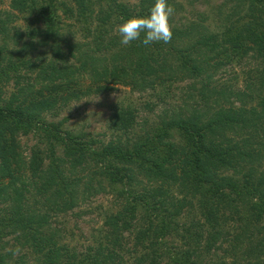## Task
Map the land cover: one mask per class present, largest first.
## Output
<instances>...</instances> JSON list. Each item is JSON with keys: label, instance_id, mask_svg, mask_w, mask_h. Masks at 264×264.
<instances>
[{"label": "trees", "instance_id": "1", "mask_svg": "<svg viewBox=\"0 0 264 264\" xmlns=\"http://www.w3.org/2000/svg\"><path fill=\"white\" fill-rule=\"evenodd\" d=\"M53 1L7 0L0 11V264L12 256L2 252L7 235L14 246L29 243L39 264H264V0L217 7L210 29L201 25L205 15L190 10L194 0H168L175 13L188 10L170 18V43L148 46H122L108 20L147 16L143 4L150 9L154 0H141L136 13L101 0L106 6L98 3L93 28L94 4L72 0L73 31L72 22L60 23ZM58 8L72 18L70 9ZM18 18L27 19L25 36L12 25ZM60 24L70 37L82 29L93 42L68 44ZM40 47L46 51L30 57ZM235 56L252 68L245 91L199 77L201 69L237 62ZM83 73L94 88L74 87ZM115 85L154 98L143 108L161 106L157 122L147 128L129 104L117 105L104 142L44 118L59 104ZM28 136L36 143L25 150L19 139ZM106 188L118 210L90 232L91 245L68 250L38 204L65 215Z\"/></svg>", "mask_w": 264, "mask_h": 264}, {"label": "rangeland", "instance_id": "2", "mask_svg": "<svg viewBox=\"0 0 264 264\" xmlns=\"http://www.w3.org/2000/svg\"><path fill=\"white\" fill-rule=\"evenodd\" d=\"M140 1L141 0H117L116 3H123L130 11L133 13H136L140 11ZM246 1V0H245ZM91 3L94 4V12L92 14L93 20H91L89 26L90 28H93L96 24V16L95 12H97L98 9V3L103 5L105 7L103 1L101 0H91ZM152 2V1H151ZM234 0H194L192 3V8L190 9L193 13L196 14H203L205 15L204 21L201 22V25L212 28L214 18L213 13L217 7H220L222 10H227L234 4ZM7 0H0V11H7ZM53 5H55V15L58 17V19L65 24L68 22H72L70 24L73 26L71 30H75V13H76V7L72 0H54ZM60 5L64 6L66 9H70L73 13L72 18L67 19L66 17L61 13V10L58 8ZM92 5V4H91ZM143 12L149 13V8H147L148 4H143ZM184 8H188L185 6ZM245 5H240L239 8H237V16L242 17L243 13L245 12ZM105 10V8H104ZM186 10H183V12L177 11L174 16L175 18L181 17L182 14H184ZM189 10V11H190ZM24 17V16H22ZM108 24L112 23V29L110 31L111 36H115L116 38H119L117 32V27L121 23H118L115 21L113 17H111L108 20ZM26 18H18L16 19L12 25L15 26L20 31V34L22 36H25L26 32ZM35 26L42 28V25L40 22H37ZM59 33L61 36L65 39H67L68 44L71 43H86V42H93L91 36H87V38L83 39V30L78 29V31L72 36H69V33H66V30L62 27L60 24L58 26ZM74 33V32H73ZM25 41H27L25 39ZM63 45V43H61ZM61 45V48L64 49V46ZM81 48H83L81 46ZM81 48L78 47V49L81 51ZM46 51V47H40L37 50L33 51L30 55V57H35V55L38 53V51ZM232 53V52H231ZM238 57V54H236ZM95 57H100V54H95ZM236 58L235 60L230 63L229 65L223 66L221 65L219 68H204L201 69L202 72L199 74V77L202 79H205L206 76L209 77L211 80V83L215 85L217 88H223L226 90H232L234 92L237 91H245V85L247 82L246 78H249L246 76L247 74H251L252 68L251 65L244 66L243 59ZM260 65V63H254V67ZM248 69L250 72H248ZM248 72V73H247ZM247 73V74H245ZM33 77V75L31 76ZM76 80V84L74 87L76 88H86L87 86L92 85L94 88V84L91 83V77L88 75V73H83L79 76L74 77ZM191 81V80H190ZM186 83H189L188 80H185L184 82L180 83L178 87L183 88ZM109 86H113L109 84ZM91 87V86H90ZM75 88V89H76ZM184 89V88H183ZM5 95L7 96L11 91V82H9L5 86ZM180 95V91H175V97L173 102L179 103V99L177 96ZM99 98V99H98ZM149 100L155 101L154 98H149L147 93H141L138 92H130L129 88L122 87L120 85H115L114 90H107L100 93H90L88 95L81 94L76 99H70L66 104L58 105V109L55 110L56 115L51 116L49 114H45L44 118L47 121H53V122H59L62 121V126L65 130L70 131L73 134H88L96 139H100L108 141L111 136V130L107 128V124L109 122V118L114 112L115 106H126L129 104V107L133 109L136 117V122L141 123L143 120L145 121V126L147 128L151 125L157 122V116L159 115L158 107H155L154 110L149 111L147 109L143 108V103L145 101ZM233 106L237 107L238 103L234 102ZM137 110V111H136ZM135 134L141 133V130L139 128H134ZM111 133V134H110ZM134 138H132L133 140ZM20 143H22L23 149H27V147L33 145L36 143V141L28 137H20L19 139ZM58 153V152H57ZM25 175L28 176V172H25ZM136 180H140L138 177ZM25 198L27 203L30 204L33 197L30 192L25 193ZM32 205V204H30ZM40 207L41 212H47L48 215V225L50 228H54L56 230H60V240L59 243L63 244L67 247L70 251H76L79 252L84 249L85 246L91 245V239L89 237L90 232L92 230H98L100 227H102V221L105 215L114 214L118 210V205L116 204V200L114 199V196L112 193L109 192V190L106 188V192L104 194H97L95 196H92L88 199V201L82 203L78 208H74L72 212L67 213L65 215L59 214L57 216L53 215L46 206L38 204ZM55 216V217H54ZM7 229L4 230L7 231ZM41 231V234L43 232V229H39ZM2 241L5 242L3 244V250L2 252H9L11 250V246L13 245L12 242V236L7 235L2 238ZM19 241L22 243L19 239ZM23 244V243H22ZM19 247L21 249V252L19 255H13L10 259H8L7 264H17L19 258H21V261L24 262V264H39L36 263L37 260L35 259V254H33L34 249L30 246L29 243L24 245H13V249ZM1 251V250H0Z\"/></svg>", "mask_w": 264, "mask_h": 264}, {"label": "clouds", "instance_id": "3", "mask_svg": "<svg viewBox=\"0 0 264 264\" xmlns=\"http://www.w3.org/2000/svg\"><path fill=\"white\" fill-rule=\"evenodd\" d=\"M174 13L175 9L168 3V0H154L147 16H133L118 25L117 32L120 36L121 45L129 46L132 42L138 40L144 46L156 42L170 43L173 31L169 21ZM142 33L144 38L141 40ZM10 251L13 255H19L21 249L16 247Z\"/></svg>", "mask_w": 264, "mask_h": 264}]
</instances>
